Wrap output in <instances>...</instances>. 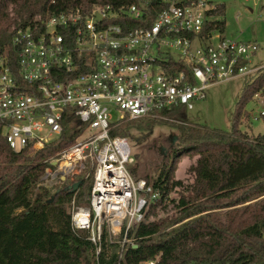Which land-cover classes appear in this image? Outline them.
Returning a JSON list of instances; mask_svg holds the SVG:
<instances>
[{"label": "built area", "instance_id": "obj_1", "mask_svg": "<svg viewBox=\"0 0 264 264\" xmlns=\"http://www.w3.org/2000/svg\"><path fill=\"white\" fill-rule=\"evenodd\" d=\"M214 9L208 0L70 9L42 28L18 30L13 61L0 55L1 134L12 151L58 140L68 115L84 128L46 161L39 186L53 194L84 174L92 177L89 204L73 198L69 214L72 229L85 232L93 245L97 264L115 249L122 257L134 246L133 228L161 198L146 180L132 178L128 139L111 131L131 120L171 123L170 112L192 110L212 85L259 69L252 63L256 41L219 36L213 45L216 30L205 33V23Z\"/></svg>", "mask_w": 264, "mask_h": 264}, {"label": "trees", "instance_id": "obj_2", "mask_svg": "<svg viewBox=\"0 0 264 264\" xmlns=\"http://www.w3.org/2000/svg\"><path fill=\"white\" fill-rule=\"evenodd\" d=\"M140 1L0 0V55L13 61L16 32L42 28L60 12H89L98 4L118 9ZM152 4L154 15L158 7ZM222 8L209 15L220 14ZM223 29L224 22L205 23V33ZM253 97L261 98L264 108V68L243 88L230 132L187 123L176 110L168 115L171 123L131 120L111 131L129 138L133 130L146 136L156 126H168L178 132L181 144L169 151V167L154 180L138 178L130 169L134 180H146L161 198L133 228L134 246L122 257L115 249L109 261L101 256L99 264H145L156 258L159 264H264V135L250 138L239 130L249 117L244 107ZM1 127L0 123V264H97L93 245L85 232L72 229L69 214L73 198L79 206L89 204L92 177L76 178L75 192L63 187L52 194L39 186L49 166L46 161L72 145L84 128L68 115L58 140L39 150L14 152ZM191 154L196 159L186 171L190 181L175 180L177 161Z\"/></svg>", "mask_w": 264, "mask_h": 264}, {"label": "rangeland", "instance_id": "obj_3", "mask_svg": "<svg viewBox=\"0 0 264 264\" xmlns=\"http://www.w3.org/2000/svg\"><path fill=\"white\" fill-rule=\"evenodd\" d=\"M208 2L214 8L223 7L220 14H214L207 19L208 22H224L222 32L219 30L213 32V45L217 44L219 36L241 41H256L259 44V50L252 63L259 69L256 74L212 85L206 91V99L195 102L192 110L178 108L175 112L181 116L183 121L192 125L230 132L232 116L243 88L246 83L256 77L259 70L264 68V10L262 9L264 0H208ZM244 110L249 117L241 121L239 125L241 133L250 138L264 135V118L260 116L264 111L263 100L253 97L246 103ZM89 133V131L85 132L80 139L88 136ZM170 137H176L173 144L169 141ZM127 139L134 157V163L127 165V168L129 170L133 168L136 177H148L149 180H154L162 170L169 167L170 160L168 162L167 159L172 154L169 151L179 148L181 144L178 132L174 128L161 125L156 126L153 132L146 136L133 130ZM160 148L164 150L161 152ZM195 159L193 154L182 156L177 161V168L173 174L174 179L190 181L186 171L194 164Z\"/></svg>", "mask_w": 264, "mask_h": 264}, {"label": "water", "instance_id": "obj_4", "mask_svg": "<svg viewBox=\"0 0 264 264\" xmlns=\"http://www.w3.org/2000/svg\"><path fill=\"white\" fill-rule=\"evenodd\" d=\"M176 141V137H172V144ZM79 187V183H76L72 186H68L65 188V190H69V191H72V192H75L77 190V188ZM55 193H58V190L55 192ZM52 198L48 201L49 203L52 202ZM263 240H264V234H263Z\"/></svg>", "mask_w": 264, "mask_h": 264}, {"label": "flooded vegetation", "instance_id": "obj_5", "mask_svg": "<svg viewBox=\"0 0 264 264\" xmlns=\"http://www.w3.org/2000/svg\"><path fill=\"white\" fill-rule=\"evenodd\" d=\"M169 141L172 142V137L169 138ZM164 149L160 148V151L162 152Z\"/></svg>", "mask_w": 264, "mask_h": 264}]
</instances>
